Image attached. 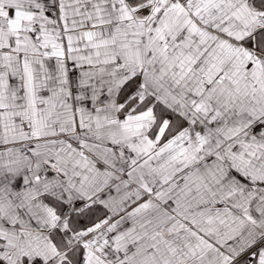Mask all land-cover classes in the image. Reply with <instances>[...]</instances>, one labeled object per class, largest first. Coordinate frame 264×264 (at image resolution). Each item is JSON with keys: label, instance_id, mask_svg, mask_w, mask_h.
<instances>
[{"label": "snow or ice", "instance_id": "snow-or-ice-1", "mask_svg": "<svg viewBox=\"0 0 264 264\" xmlns=\"http://www.w3.org/2000/svg\"><path fill=\"white\" fill-rule=\"evenodd\" d=\"M0 264H264V0H0Z\"/></svg>", "mask_w": 264, "mask_h": 264}]
</instances>
